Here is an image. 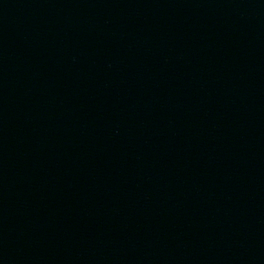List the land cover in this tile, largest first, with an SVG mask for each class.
Segmentation results:
<instances>
[{
    "label": "water",
    "instance_id": "obj_1",
    "mask_svg": "<svg viewBox=\"0 0 264 264\" xmlns=\"http://www.w3.org/2000/svg\"><path fill=\"white\" fill-rule=\"evenodd\" d=\"M0 264H264V0H0Z\"/></svg>",
    "mask_w": 264,
    "mask_h": 264
}]
</instances>
